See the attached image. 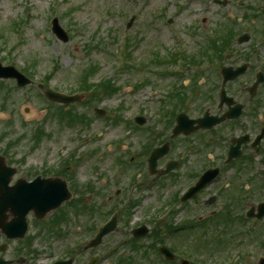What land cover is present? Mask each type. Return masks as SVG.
Masks as SVG:
<instances>
[{"label":"rangeland","instance_id":"374dc122","mask_svg":"<svg viewBox=\"0 0 264 264\" xmlns=\"http://www.w3.org/2000/svg\"><path fill=\"white\" fill-rule=\"evenodd\" d=\"M179 1L182 0H0V32L4 34L0 38V52L3 49L6 58L7 53L13 51L14 59L18 56L16 65L19 64L22 69L33 72L36 79L33 86L22 90L10 89V98L7 103L4 102L5 98H2L1 91L5 85H0V114H10L13 118L12 122L7 124L6 120L0 117V133L7 132L0 144V149H5L9 140H20L15 148L20 152L19 155L25 154V164L30 166L36 164L40 167L43 162L51 161L59 156L60 149L70 145L73 137L88 134L90 137L88 141L91 142L81 154L84 161L78 168L77 179L82 182L90 177L107 176L109 185L103 186V181L97 185L100 189L103 188V193L110 195L115 184H120L122 195L119 203L122 205L131 193L128 190L131 189L132 184L128 181L129 179L111 175L116 157L123 155L129 157L128 152L138 149L140 151L142 139L144 141L146 139L143 132L131 134L128 131L130 129L124 125H113L110 119L106 120L97 116L94 107L110 109V115L119 107V111L125 118H131L133 111H138L149 117V127H156L159 131L165 129L163 123L159 122L162 113L160 109L163 105L162 97L165 91L171 92L169 87L174 81L161 79L157 74L161 72L160 68L149 69L143 64L155 58L156 54L165 55L170 51L173 52L178 41L185 40L186 44L193 49L198 42V35L214 34L212 30L219 28L221 21L219 15L215 18L216 10L218 13L220 7L215 4L208 14V22L206 21L205 26H201L202 29L198 30L199 28L194 25L199 26V21L203 19L199 17L203 12V6L200 2L193 1L180 14L175 11L176 3ZM132 14H137V17L129 28L126 23ZM54 15L60 17L61 24L69 33L70 42L59 40L49 29L50 16ZM171 16H177L173 27L167 22V18ZM15 24L19 26L14 27ZM128 40L131 43L127 48L132 52V56L127 60L124 52ZM85 45L94 46H90L93 50L88 52L89 46ZM54 67L57 68V73L51 85L60 89L78 90L81 84L80 74L85 73L84 68H87L85 70L97 69L93 77L95 83L111 76L119 85V89L116 94L107 98H96L93 104H90L91 106L76 105L80 112L94 119L92 127L87 128L86 131L83 132L84 128L80 126L69 128L46 119L42 121L41 127L52 136H42L41 141L37 143L32 138L36 126L39 125L36 120L41 122L46 112V102L41 95H38L37 85L40 79L49 74ZM145 78L151 79L150 83L137 89L139 87L136 85L143 82ZM89 98L90 96L87 97ZM3 105L5 107L2 108ZM24 105L34 107L35 114L37 111L36 119L26 122V118H29L32 112L27 110L28 116L23 115L21 106ZM137 108L138 110H135ZM188 111L193 115L200 113L196 108ZM122 143L130 147L128 152L122 149ZM93 150L96 152L91 154ZM145 175L144 172L142 177H139L142 182L146 180L145 184L149 185V189H145L143 194L146 200L144 209H135L128 225L122 221L120 215L119 229L107 236L103 245L97 250L88 251L87 254L81 253L79 260L81 264H90V258L93 255H102L101 264H110L112 260L106 257V253L114 244L118 245L121 239H124L127 231L130 233L136 227L139 218L144 219L149 214L153 216L159 214L158 211L153 210L144 213L145 209H154L157 206L162 209L168 202L171 188L169 186L162 188L158 177ZM167 182L170 184L169 180ZM136 196L134 194L132 201ZM88 224L90 221L72 220L67 227L71 230L72 239L87 240ZM35 228V226L31 227L32 234L35 233ZM35 241L34 246L42 251L49 247L46 249L47 253L45 251L44 254L41 253L42 256H39L37 262L39 264L52 261L53 254L60 253L63 248L62 239L57 240L52 237L45 239L43 235L37 236Z\"/></svg>","mask_w":264,"mask_h":264},{"label":"flooded vegetation","instance_id":"af4514ba","mask_svg":"<svg viewBox=\"0 0 264 264\" xmlns=\"http://www.w3.org/2000/svg\"><path fill=\"white\" fill-rule=\"evenodd\" d=\"M225 1L226 5L236 3L244 9L233 5L235 11L221 14L223 18L233 21L224 30L226 37H220L224 43L219 41V48L208 50L196 57L192 66H198L192 70L190 78L185 81L180 79L181 82L174 81L169 87L171 92L166 93V99L176 100V108L183 111L187 109L186 116L191 120H198L209 114L218 120L224 118L210 127V131L203 130L204 135L197 140L202 153L197 155L195 151L185 149L190 135L171 138L168 153L158 161L157 177L184 188L195 184L204 172L218 169L219 174L212 186L196 195L193 198L195 202L200 204V199L204 194H209V190L216 191V200H223L224 193L233 190L235 186L238 187L236 192L241 195H246L250 188V198L254 203L246 200L245 206L255 207V213L258 214L259 208L264 210V5L260 3L264 4V0ZM239 16L241 20H238ZM244 23L250 25L248 35L231 36ZM247 36L246 41H241ZM231 42L238 49L231 51ZM181 73L182 70L179 71ZM236 77L238 78L235 79ZM193 108L200 113L193 115L188 111ZM133 126L138 125L134 123ZM196 139L197 136L194 140ZM1 155L6 158L8 165L18 169L10 186H14L23 176L29 180L36 177L34 174L22 173V159L12 149H9L8 154L1 152ZM169 161H175L178 168L166 177L160 176V172L167 169ZM66 168L69 169L70 166ZM62 169L63 163H60L56 173L51 176L62 174ZM138 169L144 173L147 164L140 165ZM242 199L238 197L230 202L237 204ZM30 215L34 217L33 213ZM7 217L11 220L13 214L7 212ZM258 220L263 223L264 228V213ZM10 241L0 229V259H8L11 264H38L37 254H30L32 250L29 245H12ZM253 246L256 247L252 251L250 247ZM174 252L177 258L171 264H182L184 257L177 251ZM241 254L245 264H261L260 260H264V232L254 245L242 248ZM188 264L212 263L193 260Z\"/></svg>","mask_w":264,"mask_h":264},{"label":"water","instance_id":"95a60500","mask_svg":"<svg viewBox=\"0 0 264 264\" xmlns=\"http://www.w3.org/2000/svg\"><path fill=\"white\" fill-rule=\"evenodd\" d=\"M39 200H41V198H39ZM29 203H33V201L30 200ZM105 230H106V228H105Z\"/></svg>","mask_w":264,"mask_h":264}]
</instances>
